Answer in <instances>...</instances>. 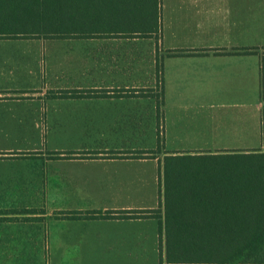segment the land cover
<instances>
[{
  "label": "crops",
  "instance_id": "0c3cea01",
  "mask_svg": "<svg viewBox=\"0 0 264 264\" xmlns=\"http://www.w3.org/2000/svg\"><path fill=\"white\" fill-rule=\"evenodd\" d=\"M159 11L152 28L0 29V264H183L166 156L264 151L216 143L264 142V0Z\"/></svg>",
  "mask_w": 264,
  "mask_h": 264
},
{
  "label": "trees",
  "instance_id": "16d2710c",
  "mask_svg": "<svg viewBox=\"0 0 264 264\" xmlns=\"http://www.w3.org/2000/svg\"><path fill=\"white\" fill-rule=\"evenodd\" d=\"M4 7L32 12L31 21L41 15L44 27H67L78 24L95 23L96 11L86 19L71 17L73 10H97L108 1L109 9L120 5H131L127 0H0ZM4 1V2H3ZM147 9L150 0H136ZM57 12V15L55 13ZM85 13V12H84ZM31 14V15H32ZM38 14V15H37ZM67 15L69 17H67ZM57 17L55 23L54 18ZM37 19V20H36ZM77 20V21H76ZM49 27V28H50ZM65 32L63 30L45 31ZM214 156V160L234 159L230 163L214 161V181L201 182L200 179L185 177L179 161L186 158ZM191 181V183H190ZM166 233L173 230L177 236L212 235L215 241L230 243L233 258L225 257L214 264H264V151H222L214 154L170 155L164 163ZM194 204L200 209H189ZM214 206L213 209H210ZM216 249H214L215 251ZM168 258V257H167ZM170 262L174 260L168 259ZM228 260L231 261L228 262Z\"/></svg>",
  "mask_w": 264,
  "mask_h": 264
},
{
  "label": "rangeland",
  "instance_id": "374dc122",
  "mask_svg": "<svg viewBox=\"0 0 264 264\" xmlns=\"http://www.w3.org/2000/svg\"><path fill=\"white\" fill-rule=\"evenodd\" d=\"M132 2L131 0H127ZM161 0H150L148 8L145 10L141 8L136 0L131 5H120L117 9H109L110 6L106 7L109 2L103 1V3L97 8V10H89L86 12L84 9L75 11L70 14L71 17L78 19L79 16H83L84 19L92 14V11H96L98 15L97 22L95 23H85L73 25L67 27H44L43 17L38 15L36 17L37 21H31L30 18L34 16L32 12L22 9L6 8L3 6L0 10V29L12 30V31H54L63 30L67 31L70 29H85V28H152L161 26V16L159 11V5ZM85 12V13H84ZM32 14V15H31ZM57 15V12L55 13ZM67 17H69L67 15ZM54 18L55 23L57 22V17ZM77 21V20H76ZM217 144H226L228 148H238L239 147H254L260 148L264 147V142H216ZM245 144V145H240ZM218 147V146H214ZM215 153V152H214ZM214 161L217 163H227L234 162V159L221 158L214 160V156L202 157V158H186L179 161V165L184 168V176L189 179H200L201 182H206V180L214 181ZM191 183V181H190ZM166 249L167 256L166 259L174 260L177 263L183 264H205L219 262L225 257L232 259V253L230 249V243L223 241H215L212 235H190L188 233H183L181 236H177L176 233L171 230V232L166 233ZM214 249H216L214 251ZM168 257V258H167ZM228 262L231 263L230 260ZM255 264V263H253Z\"/></svg>",
  "mask_w": 264,
  "mask_h": 264
}]
</instances>
